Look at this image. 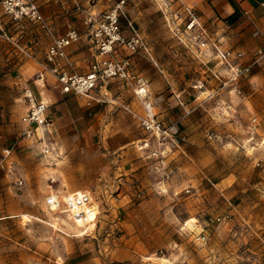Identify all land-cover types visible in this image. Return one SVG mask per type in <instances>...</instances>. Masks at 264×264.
<instances>
[{
	"label": "rangeland",
	"instance_id": "rangeland-1",
	"mask_svg": "<svg viewBox=\"0 0 264 264\" xmlns=\"http://www.w3.org/2000/svg\"><path fill=\"white\" fill-rule=\"evenodd\" d=\"M244 58L258 62L240 80V94L218 92L206 77L195 95L184 93L190 100L178 107L176 123L164 127L150 104L143 114L122 107L144 139L122 160L105 147L96 160H67L19 146L9 172L0 171V264H264V58ZM6 77L0 74V118L13 125L24 89L2 85ZM253 114L258 136L249 129ZM149 116L179 136L178 152L165 155L160 133L142 125ZM78 183L86 186L73 190ZM117 184L134 197L120 202Z\"/></svg>",
	"mask_w": 264,
	"mask_h": 264
},
{
	"label": "crops",
	"instance_id": "crops-1",
	"mask_svg": "<svg viewBox=\"0 0 264 264\" xmlns=\"http://www.w3.org/2000/svg\"><path fill=\"white\" fill-rule=\"evenodd\" d=\"M33 1L45 25L55 37H63L70 30H76L80 34L78 42L66 51L72 64L71 69L80 75L87 74L91 64L97 59V53L91 48L85 34L84 14L103 13L119 0ZM263 2L264 0H125L124 17L120 20L123 21L122 35L130 37L134 32L141 35L151 57H147L142 51L133 54L124 48H117L108 58L128 61L127 78L111 81L109 87L103 86L85 97L62 94L54 76L43 72L44 53L51 42L45 31L28 20L13 22L0 11V29H4L12 38L8 41L12 43L11 46L0 39V74L7 76L2 85L13 83L20 90L29 88L38 100L47 104V116L53 121V152L56 154L65 155L67 160L73 155L90 160L94 157L96 160V156H102V148L105 147V150L122 160L124 156L136 151L133 147L136 143L144 141L143 134L136 133L139 129L122 107H130L134 112L143 114V106L150 104L153 113L155 111L157 114L156 119L166 127L176 123L175 115L180 111L178 107H188L186 102L190 99L184 93L188 91L189 97L191 94L195 95V84L204 81L206 77L210 78L209 68L201 63V66L195 65L180 47L175 37L177 35L168 28L167 15L175 18L173 26L176 28L180 22L176 21L178 9L183 4L197 14L223 47L230 46L244 54H254L264 49ZM163 5L165 8H161ZM230 18L234 21H229ZM127 21L134 30L127 26ZM256 32L258 35H255ZM243 61L247 63L248 59L244 58ZM60 64L65 65L63 62ZM42 72L43 78L39 79ZM208 85L218 90L214 82L209 81ZM16 101L19 104L15 124L9 125L13 123L12 118H0V133L3 136L0 143L5 148L16 142L21 147L28 144L39 148L34 142L19 140L20 118L26 111V104L23 96ZM178 140L179 136L171 134L164 140L162 150L165 155L171 156L178 152ZM142 149L145 150L144 147ZM10 160L11 157L7 165ZM113 162L118 161L115 159ZM166 162L163 159L162 163ZM125 164V161H119L117 170H122ZM83 171L86 172V169L83 168ZM122 184L125 185L124 182ZM85 186L86 184L78 183L72 185V189ZM116 187L119 189L117 197L120 202L134 197V193L124 192L126 186L120 187L117 184Z\"/></svg>",
	"mask_w": 264,
	"mask_h": 264
},
{
	"label": "built area",
	"instance_id": "built-area-1",
	"mask_svg": "<svg viewBox=\"0 0 264 264\" xmlns=\"http://www.w3.org/2000/svg\"><path fill=\"white\" fill-rule=\"evenodd\" d=\"M152 1L161 2L162 0ZM124 5L125 0H119L108 11L100 14L90 12L84 14L85 34L91 48L97 53V59L91 64L87 74L80 75L71 69L72 64L66 51L80 38V34L76 30H70L63 37H55L45 25L33 0H0L1 9L13 22L28 20L38 24L45 31L51 42L44 53L43 72H48L54 76L62 94L80 97L90 95L100 83L112 79L124 80L127 78L128 61L108 58L117 48H124L133 54L142 50L147 57H151L148 46L136 32L130 38H125L122 35L120 19L124 17ZM262 6L264 7V2ZM161 8H165V6L163 5ZM178 12L176 21L180 22L176 28L173 26L175 18L167 15L166 20L170 31L177 35L175 36L177 41L194 53L202 65L209 68V81L214 82L220 90L232 88V92L240 94L238 87L240 80L251 74L252 66L258 60L247 64L243 61L245 57L243 52L223 47L217 39L211 36L208 27L200 21L191 8L181 4ZM127 26L134 30L128 21ZM1 37L3 36L0 34ZM256 56L259 59L264 58V49L256 52ZM61 62L65 65L60 64ZM66 67L71 70H66ZM43 72L39 74V79L43 78ZM203 87L204 82L199 81L195 84L194 89ZM22 96L26 104V111L20 118L19 140L34 142L35 145L39 146L41 154L47 157L54 151L53 121L47 116L48 106L38 100L28 88L23 90ZM142 125L146 129L160 133L163 141L169 136L168 130L162 129L160 124L155 122L154 116H149V119L143 120ZM260 127L259 118L252 115L249 119L251 134L258 136ZM258 137H260V142L264 143V136ZM2 139L3 136L0 133V142ZM19 145V142H16L5 148L0 143V171L9 172L8 159ZM258 165L257 163L256 166ZM16 183L17 186H22V182ZM196 241L203 243L206 241V236L201 233L196 237Z\"/></svg>",
	"mask_w": 264,
	"mask_h": 264
},
{
	"label": "trees",
	"instance_id": "trees-1",
	"mask_svg": "<svg viewBox=\"0 0 264 264\" xmlns=\"http://www.w3.org/2000/svg\"><path fill=\"white\" fill-rule=\"evenodd\" d=\"M232 20L234 21V19H231V18L229 19V21H232Z\"/></svg>",
	"mask_w": 264,
	"mask_h": 264
}]
</instances>
